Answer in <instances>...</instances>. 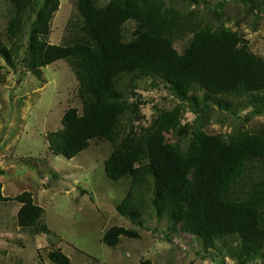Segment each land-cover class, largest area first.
<instances>
[{
	"label": "trees",
	"instance_id": "obj_1",
	"mask_svg": "<svg viewBox=\"0 0 264 264\" xmlns=\"http://www.w3.org/2000/svg\"><path fill=\"white\" fill-rule=\"evenodd\" d=\"M8 1L0 32V57L7 66L16 70L24 64L42 79L44 68L65 60L78 82L82 109L65 111L63 127L47 135L49 150L71 159L93 141L110 143L106 175L129 186L117 205L121 215L143 225V214L151 209L168 219L171 232L195 236L207 252L218 251L239 264H264V125L213 134L184 124L187 108L177 105L135 130L138 106L121 87L125 77L133 86L139 79L162 80L198 118L210 104L229 112L253 108L264 115V57L252 50L250 40L174 5L201 0H73L76 13L63 41L54 44L50 36L60 0ZM241 1L256 5V0ZM128 22L136 24L131 39L125 35ZM183 39L188 44L181 53L175 41ZM4 67L0 60V85L7 77ZM167 133L177 141H168ZM9 200L20 203L21 228L51 237L33 192L5 196L0 184V202ZM122 236L140 238V233L113 226L102 241L116 246ZM52 244L48 259L70 264Z\"/></svg>",
	"mask_w": 264,
	"mask_h": 264
},
{
	"label": "rangeland",
	"instance_id": "obj_2",
	"mask_svg": "<svg viewBox=\"0 0 264 264\" xmlns=\"http://www.w3.org/2000/svg\"><path fill=\"white\" fill-rule=\"evenodd\" d=\"M60 1L50 36L54 44L63 41L67 22L76 13L73 0ZM174 5L186 15L195 13L196 19L239 31L250 40L252 50L264 57V0H256L253 8L241 0H201L197 5L179 1ZM9 8L8 0H0V32L6 26ZM135 26L126 24L127 39ZM187 44L188 39L175 41L181 53ZM0 60L7 75L0 85L2 193L14 197L23 191L33 192L52 233L51 237L32 235L17 222L20 203L0 202V264H54L47 257L52 242L70 258V264H140L146 260L152 264H239L218 251L207 252L195 236L171 232L168 219L158 218L151 209L143 214V225L121 215L117 205L129 186L106 175L110 143L93 141L71 159L49 150L47 135L63 127L65 111L82 109L78 82L65 60L44 68L42 79L24 64L15 70ZM121 87L138 106L132 120L135 130L148 127L160 112L177 105L187 108L184 124L201 126L213 134L226 135L240 128L254 131L264 125V115L253 108L229 112L210 104L205 116L198 118L191 105L175 96L162 80L139 79L133 86L125 77ZM166 136L170 142L177 141L174 133ZM189 138L187 135L181 143L187 145ZM113 226L136 229L140 238L122 236L116 246H109L102 237Z\"/></svg>",
	"mask_w": 264,
	"mask_h": 264
}]
</instances>
